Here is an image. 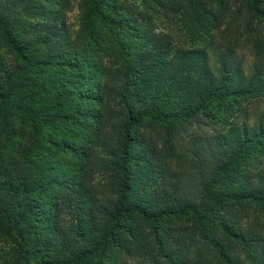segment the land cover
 I'll use <instances>...</instances> for the list:
<instances>
[{
	"label": "trees",
	"instance_id": "1",
	"mask_svg": "<svg viewBox=\"0 0 264 264\" xmlns=\"http://www.w3.org/2000/svg\"><path fill=\"white\" fill-rule=\"evenodd\" d=\"M40 1L0 0V135L13 149L0 159L13 250L0 264H32L51 238L74 249L65 264H264V0H78L77 32L74 0ZM33 9L47 18L15 38ZM161 10L176 35L157 30ZM198 117L217 131L206 174L172 162L173 124Z\"/></svg>",
	"mask_w": 264,
	"mask_h": 264
},
{
	"label": "rangeland",
	"instance_id": "2",
	"mask_svg": "<svg viewBox=\"0 0 264 264\" xmlns=\"http://www.w3.org/2000/svg\"><path fill=\"white\" fill-rule=\"evenodd\" d=\"M33 1L37 5L40 4L41 2L40 0H33ZM130 2H133V0H130ZM78 4H79V1L74 0V2L72 3V7H70L67 10L69 22L74 25L73 30H75L76 32L79 30L78 20H77L78 13H79ZM46 6L54 10L57 9L56 2L55 3L49 2L46 4ZM152 14L154 17H157L155 18L156 19L155 26L157 30L159 31L162 30L165 33H172L173 35H176V32L178 31L177 29L178 26H176L175 24H172L171 21L167 19V13L164 10H161L159 13L152 12ZM46 18H47V15H44L40 9L30 10L29 16H24V17H21V19H19L20 21L18 22H21V23L14 21V27L12 29V31L15 32L14 37L15 38L19 36L21 37L22 31L25 30V28H29L30 22L36 23ZM36 29L39 30V27ZM179 39L180 38H178V35H177L175 41L180 44V41L184 40V38H181L180 41ZM84 42L85 40H81V39L79 40V37H78L72 47H78V48L82 47L81 45ZM86 45L91 48V42H88ZM1 47H3V49L6 50V47H8V44L6 43V40L1 37V34H0V48ZM9 48H10V43H9ZM238 53L240 54L241 57H243L245 61L247 62L252 61V56L250 54V48L248 47V45H242L241 47H239ZM3 55L5 57L4 58L5 63H13V66L18 65L20 66V68L22 67V64H20V61L16 60V58L13 57L14 55L12 54L11 51H5ZM17 69L18 68L15 67V70ZM31 76L37 77L35 75H31ZM39 82H40L39 84L47 83L49 82V79L41 78ZM18 83L19 84L17 85L19 86L23 84L27 87L29 85V83H25L24 79H22V81L20 80V82ZM29 90L30 88H27L28 94H31L29 93ZM259 105L260 104L257 103L256 101L247 102L244 106L246 114L239 115L240 121L244 122L247 120V118L251 119L253 117V112ZM171 131H172L171 136H173V146L172 147L175 151V156H176L175 158H173V161H172L173 167L178 168L179 164L181 163H183V166H186L189 163H192L196 166L195 171H197L198 169L199 170L201 169L200 170L201 173L206 174V172L210 169L209 168L208 170L204 171L207 168V165L214 161V153L207 150L208 145L210 146V143H211V139H209V137L216 134L217 132L216 129L213 126L208 125L207 121H203L201 117H198V118H190L188 120H182L180 122L173 124ZM148 132L151 137L157 134L156 131L154 132L148 131ZM146 135L149 136L147 133ZM163 135L167 139L171 138L167 136L166 132H163ZM163 135H160V136H163ZM163 140L164 139L160 140V146H162ZM6 143L8 145H6ZM9 145L10 143L4 140L3 137L0 135V159L3 154L13 155V149L8 147ZM198 163H201V164H198ZM193 169H192V172L194 171ZM3 170H4V167H2L0 164V188L3 187L4 180H5ZM97 180L99 181L100 179H97ZM195 192L197 193L198 190H195ZM2 194L6 196L5 199L8 202H13L14 205H16L18 201L17 196H11L10 193H7L6 189H2ZM13 207L16 210H18L16 206H13ZM245 218H247L246 224L249 225L250 223L252 224L254 223V221L257 219V216H256V213L253 211V212H248ZM60 219L68 221L70 219V216L67 214L66 215L62 214ZM197 221L198 220L196 218H195V221L194 220L193 221L183 220V222L186 223L185 225L188 224L194 229L195 227L192 224H195ZM31 232L33 231L31 230ZM196 236L199 237L198 240L199 239L200 241L204 240V239L202 240V238L200 237L198 233ZM57 240H58L57 238H51L50 242L45 243L44 246H39V244H37L36 251L38 253H36L33 256L32 264H65V262L68 259L67 258L63 259L62 258L63 254L68 255L69 257L71 256L72 258L76 257V254L73 248L70 250L65 249L63 247L64 245L60 244V242H58ZM40 242L42 243L43 239ZM187 242L193 243L191 238L188 239ZM47 245H49L50 247L49 253L47 250ZM12 252L13 250H12V245L10 244V242L0 237V263L4 262V259H10L12 256ZM57 256L59 257L58 259H57ZM127 259L129 260L127 264H154L150 260V258L148 259V257L145 255L139 256L138 254H132L128 256Z\"/></svg>",
	"mask_w": 264,
	"mask_h": 264
}]
</instances>
